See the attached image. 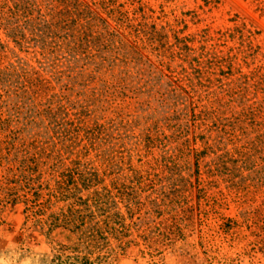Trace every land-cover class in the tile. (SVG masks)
<instances>
[{"label":"rangeland","instance_id":"rangeland-1","mask_svg":"<svg viewBox=\"0 0 264 264\" xmlns=\"http://www.w3.org/2000/svg\"><path fill=\"white\" fill-rule=\"evenodd\" d=\"M112 2L124 61L0 29L35 84L0 103V264H264V0Z\"/></svg>","mask_w":264,"mask_h":264},{"label":"trees","instance_id":"trees-1","mask_svg":"<svg viewBox=\"0 0 264 264\" xmlns=\"http://www.w3.org/2000/svg\"><path fill=\"white\" fill-rule=\"evenodd\" d=\"M112 3V0H0V29L15 47L28 51L29 47L36 46L44 58L61 53L82 57L86 61L84 65H87L88 61L97 58L107 60L102 53L108 51L120 59V56H127L124 49L129 50L133 24L126 11L119 10ZM99 7L107 11L108 18L115 22V28L107 25L108 19L100 16ZM97 20L106 27V31H100ZM11 54L17 53L0 41V103L10 90H14L22 98V107L29 91L35 87L33 73L23 65L11 62ZM236 57L237 54L230 60ZM222 61L216 58V63L221 64ZM240 76L245 80L243 89L254 87L264 91V66L249 75ZM6 87L8 90L3 93ZM0 114L1 124L6 120ZM251 114L253 119L257 116L254 112ZM68 189L65 179L60 181L59 194L65 195Z\"/></svg>","mask_w":264,"mask_h":264}]
</instances>
